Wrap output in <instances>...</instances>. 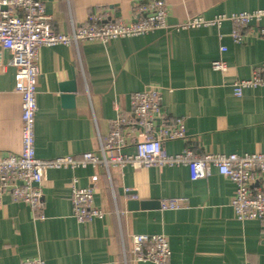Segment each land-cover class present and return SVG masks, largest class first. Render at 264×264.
Segmentation results:
<instances>
[{
    "label": "crops",
    "instance_id": "crops-1",
    "mask_svg": "<svg viewBox=\"0 0 264 264\" xmlns=\"http://www.w3.org/2000/svg\"><path fill=\"white\" fill-rule=\"evenodd\" d=\"M56 32L69 34L92 15L107 21L138 18L140 0H40ZM167 24L189 17L210 20L264 9V0H165ZM233 25L202 26L192 30H157L139 37L75 46H43L35 151L40 160L62 156L79 159L99 153L121 117L134 121L133 93L150 86L162 92L167 126L181 118L187 139L168 141L164 150L176 155L189 148L197 154L264 153V87L234 94L238 80L252 77L264 64V19L242 31L243 43L232 37ZM226 48L225 52L221 48ZM222 59L226 72L212 63ZM16 68L10 51L0 46V155L22 149V97L16 91ZM75 80L74 105L67 106L60 86ZM119 108V111L115 109ZM123 153L135 154L139 129L128 134ZM98 175L93 206L104 216L80 222L73 215L72 185L86 188ZM43 216L6 193L0 203V264H21L42 258L46 264H154L137 261L132 236L163 235L171 248L168 264H264V219L240 222L231 201L235 184L212 168L206 179L193 181L187 165L163 169L131 165L51 169L42 185ZM185 200L177 210L158 203ZM129 201L152 207L130 211Z\"/></svg>",
    "mask_w": 264,
    "mask_h": 264
},
{
    "label": "built area",
    "instance_id": "built-area-1",
    "mask_svg": "<svg viewBox=\"0 0 264 264\" xmlns=\"http://www.w3.org/2000/svg\"><path fill=\"white\" fill-rule=\"evenodd\" d=\"M138 18L135 21L116 19L107 21L103 15H92L86 24L73 26L69 34L55 31L52 17L47 14L40 0H0V46L12 54L16 68V91L22 97V149L19 154L0 155V203L4 194L13 200L29 205L44 219L42 185L51 169L93 167L101 164L107 170L111 167L131 165L134 168L157 167L160 170L175 164L187 165L193 181L206 179L212 168L235 184L231 201L236 219L240 222L264 219V153L253 154H197L186 148L176 155L164 150L168 141L185 140L187 133L181 118L167 126L161 122L163 116L162 92L158 86H150L133 93L131 106L134 121L120 115L113 121V129L106 142H101L99 153H85L79 159L62 156L54 160H40L35 151V124L38 113L37 88L40 77L39 50L43 46H78L86 42L106 44L112 40L139 37L157 30H192L202 26L220 27L230 22L234 29L232 37L237 44L243 43L242 31L264 19V9L218 15L210 20L203 17H189L175 26L167 24L168 4L165 0H140L135 7ZM259 34L264 37V29ZM222 52L226 48H221ZM215 71L226 72L227 64L222 60L212 63ZM264 87V64L255 68L251 78L234 83V94L241 97L246 89ZM119 111V108L115 106ZM141 131L143 139L134 142L135 154L123 153L132 128ZM98 175L91 178L86 188L72 187L73 215L80 222H88L104 216L103 211L93 206L94 186ZM185 200L176 198L161 202L163 210H177ZM132 253L137 261L154 264H168L171 248L163 235L132 236ZM21 264H46L40 258H32Z\"/></svg>",
    "mask_w": 264,
    "mask_h": 264
},
{
    "label": "water",
    "instance_id": "water-1",
    "mask_svg": "<svg viewBox=\"0 0 264 264\" xmlns=\"http://www.w3.org/2000/svg\"><path fill=\"white\" fill-rule=\"evenodd\" d=\"M60 91L64 93L63 99L65 100L66 105L73 106L74 97L77 92V86L75 80L62 84L60 86ZM127 205L130 211H136L139 209L144 210L147 209L148 207H152L153 204L149 202L129 201ZM158 207H161V203H158Z\"/></svg>",
    "mask_w": 264,
    "mask_h": 264
}]
</instances>
